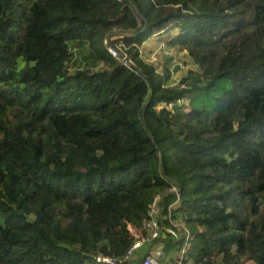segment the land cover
Instances as JSON below:
<instances>
[{"label": "trees", "instance_id": "obj_1", "mask_svg": "<svg viewBox=\"0 0 264 264\" xmlns=\"http://www.w3.org/2000/svg\"><path fill=\"white\" fill-rule=\"evenodd\" d=\"M245 1L253 36L213 52L196 34L235 2L0 0V264L123 256L156 195L184 264H264V0ZM166 29L196 65L174 85L139 51Z\"/></svg>", "mask_w": 264, "mask_h": 264}, {"label": "rangeland", "instance_id": "obj_2", "mask_svg": "<svg viewBox=\"0 0 264 264\" xmlns=\"http://www.w3.org/2000/svg\"><path fill=\"white\" fill-rule=\"evenodd\" d=\"M195 4L205 5L206 3H211L213 0H191ZM225 5L229 3H234L235 15L226 22H219L217 24H207V32H200L196 34V38L206 42L208 49L210 51L223 52L224 51V41L222 37L228 31H232L233 35L229 38L226 43H234L241 38H248L253 36L256 22L258 19V13L253 1L245 0H220ZM251 29V30H249ZM173 33L169 32L164 34L160 39H153L149 37L141 46L140 54L141 56L149 62L155 64L159 71L163 68H168L171 73V78L168 84H176L180 78L187 74L188 70L195 69L196 65L193 62L192 57L186 51H180L167 44V40ZM82 53V52H81ZM80 53V54H81ZM244 57H249L254 59V54H247L240 57V60ZM77 59H81V55L77 54ZM180 235H184L182 232ZM174 236L170 233L163 231L162 240H171ZM167 253L175 261L179 252L172 251L170 247L166 249ZM244 264H252L245 262Z\"/></svg>", "mask_w": 264, "mask_h": 264}, {"label": "built area", "instance_id": "obj_3", "mask_svg": "<svg viewBox=\"0 0 264 264\" xmlns=\"http://www.w3.org/2000/svg\"><path fill=\"white\" fill-rule=\"evenodd\" d=\"M116 38L117 35L115 34L105 37L103 40L105 48L108 53L121 65L132 70L134 62L128 53L130 45L123 40H117ZM168 107L171 108L172 104H169ZM171 191L176 194L178 192L175 186H172ZM162 199L163 197L161 195H156L151 204L148 212L149 218L146 222V236L139 235V238L133 242L123 256L114 257L96 254L93 256V260L102 264H130L133 260L131 258L136 254V251L141 246L149 244V248L142 255H140L137 261L132 264H184L183 260L188 247V241L190 239L189 229L182 222L174 220L170 217V209L177 204L178 200L168 206V214H166L163 212L164 206L162 205ZM165 220H168L170 225L165 224ZM163 231L174 236L171 242H174L173 240L176 237H180L181 232L184 233L182 246L177 249L179 256L175 261L171 256L166 254L163 244L156 248H150L152 247L150 244L153 242L159 241L164 243L162 240Z\"/></svg>", "mask_w": 264, "mask_h": 264}, {"label": "crops", "instance_id": "obj_4", "mask_svg": "<svg viewBox=\"0 0 264 264\" xmlns=\"http://www.w3.org/2000/svg\"><path fill=\"white\" fill-rule=\"evenodd\" d=\"M166 30H169L167 33H169V32H171V33H173V35L172 36H170L167 40H163V42L165 41H168L171 37H173L175 34H176V30L177 29H166ZM175 30V31H174ZM164 34H166V31H164V32H161V33H159V34H156V35H154V36H152L151 38H152V40L153 39H160L162 36H164ZM161 244H163L164 245V243L163 242H159V241H156V242H153L152 244H150L152 247H150V248H156V247H159V246H161ZM149 248V244H147V245H143V246H141L137 251H136V254L131 258V259H133L131 262H130V264H132L133 262H135V261H137L138 260V258L140 257V255H142L147 249ZM169 255V254H168ZM170 256V255H169Z\"/></svg>", "mask_w": 264, "mask_h": 264}]
</instances>
